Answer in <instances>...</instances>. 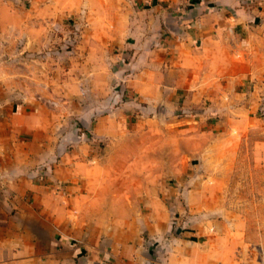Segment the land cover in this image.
<instances>
[{
    "label": "rangeland",
    "instance_id": "1",
    "mask_svg": "<svg viewBox=\"0 0 264 264\" xmlns=\"http://www.w3.org/2000/svg\"><path fill=\"white\" fill-rule=\"evenodd\" d=\"M3 24L0 82L30 114L16 141L45 158L28 167L42 217L91 249L122 228L118 208L130 228L162 211L177 232L233 225L257 264L264 0H0Z\"/></svg>",
    "mask_w": 264,
    "mask_h": 264
},
{
    "label": "crops",
    "instance_id": "2",
    "mask_svg": "<svg viewBox=\"0 0 264 264\" xmlns=\"http://www.w3.org/2000/svg\"><path fill=\"white\" fill-rule=\"evenodd\" d=\"M15 35L16 30L6 29L3 24L0 38L14 41ZM207 40L208 37L202 44ZM0 46L5 49L6 45L0 42ZM11 46L16 51V45ZM1 66L5 67V63L0 61ZM228 69L223 64L220 68L213 67L217 72L211 74V80L220 84ZM6 80L0 82V264H255L246 261L253 250L247 248L249 242L239 228L228 224L220 231L203 233L190 224L177 232L168 223L167 211L148 224L142 218L139 224L133 221L135 227L130 228L118 208L122 228L98 238L92 249L84 235L64 234L51 216L42 217L36 208L39 195L31 178L34 173L28 167L45 158L40 155L39 159L32 152V142L16 141L17 135L25 130L17 125L16 118H29L30 114L23 104L16 105V91L6 93L9 91ZM189 87L197 95L204 88L197 79ZM6 101L15 104L6 106ZM26 193H31V203L25 198ZM257 264H264V252Z\"/></svg>",
    "mask_w": 264,
    "mask_h": 264
}]
</instances>
